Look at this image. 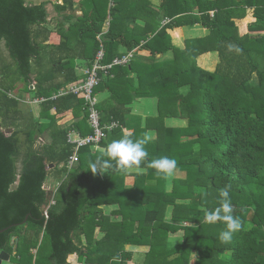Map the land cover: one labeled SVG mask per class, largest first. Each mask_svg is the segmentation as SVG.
Returning a JSON list of instances; mask_svg holds the SVG:
<instances>
[{"label": "trees", "instance_id": "1", "mask_svg": "<svg viewBox=\"0 0 264 264\" xmlns=\"http://www.w3.org/2000/svg\"><path fill=\"white\" fill-rule=\"evenodd\" d=\"M88 1L92 5L82 16H76L73 0L56 4L70 25L54 31L44 26L48 2L0 0V41L5 40L15 61L0 65V253H10L16 264H70L74 254L88 264H128L133 258L126 249L130 244L150 247L144 264H264V0H161L160 11L172 18L162 26L149 17L144 25L135 21L161 14L149 0ZM250 9L254 20L241 34L238 21ZM197 23L209 30L207 36L187 39L184 48L173 45L170 30ZM53 34L62 41L45 45L44 39L52 40ZM230 42L243 53L229 52ZM101 45L106 63L120 55V45L136 52L149 49L154 55L174 50L172 59L152 64L141 63L135 54L126 67H115L112 75L103 78L105 84L96 88L97 93L104 86L120 84L117 68L128 72L130 67L143 66L137 94L159 99V114L152 118L157 137L147 145L149 159H176L174 177L164 179L147 169V174L135 175L131 187L126 186L125 173L111 172L102 180L88 169L101 155L91 146L80 148V160L68 172L74 146L68 142L70 127H61L58 115L75 101V109L85 102L73 94L50 97L78 78L75 49L80 47V55L91 58V64ZM44 49H66V55L54 58L44 69ZM209 51L219 55L213 71L197 62ZM34 73L36 90L30 91L47 98L41 102L40 119L49 118L48 123L27 114L9 95L17 81L29 90ZM120 91L113 89V95L124 102ZM54 108L56 113L51 112ZM106 112H101L103 120L120 123L111 131L112 138H122L125 114ZM84 113L76 125L90 133ZM171 116L186 118V126H166L165 119ZM150 125L136 127L133 139L147 135ZM8 129L13 130L9 136ZM45 129L52 131L50 144L39 141ZM53 170L67 176L46 218L49 193L44 185ZM227 183L232 184L235 214L244 226L230 244H222L218 236L225 225L204 221L206 211L220 206L218 192ZM203 192L208 193L206 199ZM105 204L119 205L112 212L117 217L105 214L101 207ZM96 227L105 233L100 239L94 237ZM173 234L180 240L170 241ZM83 235L86 247L77 242ZM13 238L18 239L16 246Z\"/></svg>", "mask_w": 264, "mask_h": 264}, {"label": "crops", "instance_id": "2", "mask_svg": "<svg viewBox=\"0 0 264 264\" xmlns=\"http://www.w3.org/2000/svg\"><path fill=\"white\" fill-rule=\"evenodd\" d=\"M149 1L154 8L158 9L159 11L161 10L160 9L161 0H149ZM44 2H48L47 9L49 12L48 22L44 26L54 31L57 30L59 27H64L68 29L70 24L65 19V16L62 14H59L56 10V4H63L64 0H44ZM73 2L76 8L75 10L76 16H82L84 11L89 9L92 5V3H90V1L88 0H73ZM160 12L161 14L158 15V17H156L155 19H154V16H152V14H150V16L148 14L147 16L137 17L135 21L138 24L144 25L148 21L147 17H149L150 20H158L160 22V26H162L164 23L172 20L171 17L164 15L162 11ZM248 12L249 14L246 18L240 19L238 21L241 34L247 33L248 22L249 21L252 22L254 20L252 17V10L250 9ZM191 14L193 13H188V15L190 16ZM195 14L196 16L200 15L197 11L195 12ZM211 14H213V11H211ZM108 27H109V22L105 24L103 32L100 34V36H105V33L108 30ZM170 34L172 35L173 45L180 47V48H184L186 45L187 39L194 38V37L207 36L209 34V30L197 23V24L183 25L182 27H177L175 29H172L170 30ZM60 41L62 40L59 37V35L53 34L52 40L45 41L44 39V44L46 45L49 42L50 43L56 42L58 44L60 43ZM131 50H134V57L136 54L135 58H137V60H139L141 63L152 64V63L160 62L162 60H170L175 56V52L173 49H170L166 53H160V54L157 53L156 55H154V53H152L149 49H146V50L141 49L136 52V49H128L124 45H120L118 47V53L120 54H124ZM80 51H81L80 47L79 49L78 48L75 49V53H76L75 54L76 56L75 65L76 66L74 69V72H75L74 74L78 78H76L74 81L83 78L84 71L90 65V61H91V58L86 57L83 54L80 55L81 54ZM65 53H66V49L61 50V51L60 50L48 51V49L46 50L44 49V56H45L44 69H47L49 67L50 62H52L54 58L58 59L61 55L65 56L66 55ZM197 62H198V65H200L201 67L207 70L213 71L215 70L219 62L218 52L216 51L206 52L198 57ZM122 67L124 68L126 66H122ZM144 70L145 69L141 65L139 67H136L135 69L130 67V70L128 72H122L121 68H117L115 70V73L117 75L114 73V76L116 75L120 79V84L118 83L115 85L112 84L109 87L104 86V88H102L100 91L97 92V97L99 99V108L101 109V112L103 111L104 114H106L107 113L106 111H109V110L110 111L117 110L125 114L126 126L123 128L124 135L129 132H133L134 129L138 126L146 127L149 122L151 123V125L147 129V136L150 137L151 139H154L157 137V129L154 123H157V122H155V120L152 118L158 116L159 114V99L154 96L152 97L140 96L137 94V91H136V89L139 88L140 81H141L140 80L141 75L138 73V71L143 73ZM36 77H37V73H34L33 81H36V85H37ZM102 84L104 85L105 83L103 82ZM25 86L26 85L23 81H17L15 88L10 90L11 92L9 93V95L17 98L20 101L21 108L23 111H25L27 114L34 115L35 119H40L41 103L36 101L37 97L33 96L34 94L30 91L31 88H29L28 90V88H26ZM28 86L30 87L31 83H29ZM113 89L115 90V92L118 91V89H120L121 90L120 92L124 94V98L127 102H125V100L124 102H122L120 101L121 99H118L116 96H114ZM184 91H187V88H183V92ZM127 92L130 93V95ZM55 94H53V96H51L50 98H53V99L57 98V97H54ZM131 96L133 97V99L132 101H129ZM78 97L83 98L82 96H78ZM46 99L47 98L44 97V100ZM77 104H78L77 101H75L74 104L72 105V108H71V105H67L68 107H66V109L59 111L58 122L62 124L61 127L63 128L70 127V133H72L73 136H75L76 134L86 135L89 132L88 131L82 132L81 130L78 129L76 125L77 122L82 120L85 116L83 107H81L80 109H75V106H77ZM51 112L56 113L57 110L54 108ZM40 120L41 122H44V123H48L50 121V119L46 117ZM165 124L168 127H182V126H186L187 121H186V118H183V117L171 116V117H166ZM51 132L52 131L49 129L44 130V133L42 134V136H40V138L42 139V144H50L52 142ZM110 133L108 134L107 138L101 142L99 148L91 146V149L93 151L101 152V149L106 148V146L109 143H111L114 140H118L116 138H112ZM62 166L63 164L60 165V167ZM53 167H54V164L49 165V169H52ZM73 168L71 169L68 168V172L72 171ZM110 173L109 174L105 173L103 175H100L102 180L108 178ZM135 175L137 174H135L134 172L131 174H128V176L126 177V181H125L127 187H131L134 185ZM66 176H67L66 172L59 174L58 171L53 170L52 175L48 177L44 185V188L49 193V199L53 195L55 196V198L57 197L58 188L63 182V180L66 178ZM101 207L104 209L105 214L112 216L113 210L119 208V205L105 204V205H101ZM115 216H112V217H115ZM104 234H105L104 231L100 230V227H96L95 232H94V237L96 239L102 238ZM173 236H175V234H173ZM40 237H42L43 239L44 237L43 232H41ZM178 239L180 240V237ZM15 240L17 241L18 239L15 238ZM77 242L83 247H86L88 243L87 238L84 235L82 236L81 239L77 240ZM13 245L16 246L15 242L13 243ZM126 249L131 250L133 252V258L132 260L128 261V264H138L139 262L140 263L143 262L144 264L146 253L149 251L150 247L148 245L128 244L126 245ZM8 255H9V260H3L2 264H5V263L16 264L11 260L12 255L10 253H8ZM69 262L70 264H88L86 261L79 260V257L76 254L71 255V257L69 258Z\"/></svg>", "mask_w": 264, "mask_h": 264}, {"label": "clouds", "instance_id": "3", "mask_svg": "<svg viewBox=\"0 0 264 264\" xmlns=\"http://www.w3.org/2000/svg\"><path fill=\"white\" fill-rule=\"evenodd\" d=\"M229 52L242 54L243 49L234 43L226 45ZM151 142V138L145 135L141 138L133 139V133L129 132L122 138L109 143L106 148L101 149V155L95 161L89 163V168L93 175H103L110 172H120L125 174L135 173L137 175L147 174V169H154L158 176L164 179L174 177L179 167L176 159L168 156H162L149 159L147 145ZM146 168L142 167L145 165ZM232 184L227 183L219 189L220 206L214 210L205 212V223L225 225L218 236L222 244H230L236 233L243 229V221L240 216L236 215V208L231 198ZM202 196L206 199L207 192H203Z\"/></svg>", "mask_w": 264, "mask_h": 264}, {"label": "built area", "instance_id": "4", "mask_svg": "<svg viewBox=\"0 0 264 264\" xmlns=\"http://www.w3.org/2000/svg\"><path fill=\"white\" fill-rule=\"evenodd\" d=\"M103 40V36H100ZM106 51L104 45L96 53L91 64L85 69L83 78L73 81L67 86L61 88L54 97H59L66 94H73L82 96L84 99V111L87 114L88 122L92 131L86 135L70 133L68 135V142L74 146V153L70 156L67 166L69 169L73 168L79 160V151L84 146L100 147L101 142L107 138L108 134L116 129L120 123L112 118L108 120L102 119V113L99 108V99L97 97L96 88L103 82V78L112 75V70L117 66H126L134 58V50L128 51L124 54L116 56L111 62H105ZM30 88L36 90V81L31 82ZM36 101L41 103L44 97L36 98ZM42 142V139L39 140ZM56 205V198L53 195L49 199V203L45 206L44 215L49 217V210ZM36 253L35 248L31 249Z\"/></svg>", "mask_w": 264, "mask_h": 264}, {"label": "rangeland", "instance_id": "5", "mask_svg": "<svg viewBox=\"0 0 264 264\" xmlns=\"http://www.w3.org/2000/svg\"><path fill=\"white\" fill-rule=\"evenodd\" d=\"M27 1L30 3H39V2H43L44 0H27ZM9 54L10 53H9V50L7 49L5 40L0 41V65H1V63L3 64V63L9 62V59L13 60V58ZM13 62H15V61L13 60ZM12 95H13V93H12ZM40 238L42 240V237H40ZM178 238L179 237L176 235L175 236L171 235L170 241H177V240H179ZM42 241L44 242V240H42ZM44 247L46 248L47 251H49L50 245H49V242L47 240L44 242ZM5 264H7V263H5ZM8 264H10V263H8ZM138 264H143V262L142 263L139 262Z\"/></svg>", "mask_w": 264, "mask_h": 264}, {"label": "water", "instance_id": "6", "mask_svg": "<svg viewBox=\"0 0 264 264\" xmlns=\"http://www.w3.org/2000/svg\"><path fill=\"white\" fill-rule=\"evenodd\" d=\"M13 132L12 129L6 130V134L9 136ZM3 231V230H2ZM15 242V238L12 239V244ZM3 260H9V255L5 251L0 253V264H2Z\"/></svg>", "mask_w": 264, "mask_h": 264}]
</instances>
